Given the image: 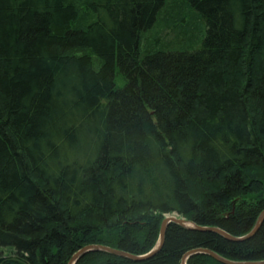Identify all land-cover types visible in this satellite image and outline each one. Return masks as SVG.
I'll use <instances>...</instances> for the list:
<instances>
[{
    "label": "trees",
    "instance_id": "1",
    "mask_svg": "<svg viewBox=\"0 0 264 264\" xmlns=\"http://www.w3.org/2000/svg\"><path fill=\"white\" fill-rule=\"evenodd\" d=\"M263 211L264 0H0V264L145 255L174 214L242 238ZM196 248L264 261V221L76 264Z\"/></svg>",
    "mask_w": 264,
    "mask_h": 264
},
{
    "label": "water",
    "instance_id": "2",
    "mask_svg": "<svg viewBox=\"0 0 264 264\" xmlns=\"http://www.w3.org/2000/svg\"><path fill=\"white\" fill-rule=\"evenodd\" d=\"M263 221H264V211L260 214L259 218L257 219L256 225L253 228V230L249 234H247L246 236L239 238V237H236V236L229 234L228 232H226L223 229L218 228V227H201V226L195 225L193 222L188 221L186 218L181 217L177 214L169 215V216H166L164 218V220L162 221L161 228H160V238H159L158 244L155 246V248H153L149 253H147L145 255H133V254L127 253L125 251L115 249V248H111V247H108V246H105L102 244H88V245L82 247L78 252H76L73 255L69 264H76L77 260L82 255H84L90 251H104V252H108V253H111L114 255L129 257V258H132L135 260L146 259V258L154 255L155 253H157L162 248L164 241H165V236H166L168 227L171 223H177V224H180V225H182L184 227H188V228H195V229H201V230H211V231L218 232V233L222 234L223 236H225L231 240H239V239L247 238V237L254 235L256 233V231L259 229V227L261 226ZM197 253H207V254L213 256L214 258H216V259H218V260H220L226 264H264V261H261V262H236V261L228 260V259L222 257L221 255H219L218 253H216L212 250H209V249H204V248H196V249H193V250L187 252L182 258V264H187V259L190 256L197 254ZM2 260H3V258L0 259V262Z\"/></svg>",
    "mask_w": 264,
    "mask_h": 264
}]
</instances>
